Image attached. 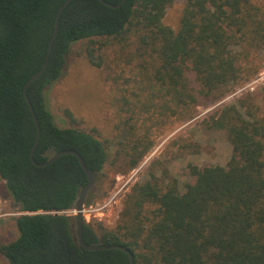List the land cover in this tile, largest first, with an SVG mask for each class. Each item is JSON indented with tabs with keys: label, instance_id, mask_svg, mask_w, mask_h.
<instances>
[{
	"label": "trees",
	"instance_id": "16d2710c",
	"mask_svg": "<svg viewBox=\"0 0 264 264\" xmlns=\"http://www.w3.org/2000/svg\"><path fill=\"white\" fill-rule=\"evenodd\" d=\"M64 1L0 0V193L21 213L14 218L16 237L0 241V257L7 264H127L120 250L86 251L77 245L71 212L87 182L77 159L64 155L39 168L29 158L36 128L23 88L43 63ZM175 1L126 0L111 9L99 0H72L65 7L47 67L27 89L40 127L35 162L75 151L96 173L98 199L116 174L137 166L129 152L109 156L112 146L99 130L80 128L73 119L66 128L55 123L47 91L62 78L76 45L93 65L96 53L107 50L125 58L133 73L151 78L184 110V119L196 110L197 99L215 101L231 85L259 73L264 0H182L171 28L163 17ZM138 56L142 61L133 60ZM257 102L245 93L208 117L231 148L225 166L188 164L182 189L176 179L133 185L117 226L84 222V243L123 246L133 264H264V108Z\"/></svg>",
	"mask_w": 264,
	"mask_h": 264
},
{
	"label": "rangeland",
	"instance_id": "374dc122",
	"mask_svg": "<svg viewBox=\"0 0 264 264\" xmlns=\"http://www.w3.org/2000/svg\"><path fill=\"white\" fill-rule=\"evenodd\" d=\"M182 7L183 1L176 0L166 9L163 23L174 28ZM72 54L62 78L47 91L55 123L66 128L75 120L80 128H95L112 146L109 156L118 151L121 156L129 152L138 158L133 170L113 177L102 199L95 198L99 185L95 181L83 208V221L93 226L115 228L123 200L137 183L166 185L176 179L181 188L188 180V164L225 166L231 148L225 132L213 128L208 117L224 106L235 105L245 93L254 94L260 109L264 108V64L252 80L231 85L215 101L197 99L196 110L184 119V110L175 108L151 78L133 73L132 64L126 66L125 58L107 50L96 53L99 57L93 65L85 59L81 45H76ZM138 57L132 58L142 61ZM107 183L104 181V190ZM71 214L75 215L74 211ZM20 215L19 208L0 193V241L16 237L14 218ZM0 264H7L2 257Z\"/></svg>",
	"mask_w": 264,
	"mask_h": 264
},
{
	"label": "water",
	"instance_id": "95a60500",
	"mask_svg": "<svg viewBox=\"0 0 264 264\" xmlns=\"http://www.w3.org/2000/svg\"><path fill=\"white\" fill-rule=\"evenodd\" d=\"M72 0H65L61 6L59 7L57 13H56V17H55V23H54V29H53V33L51 35V38L49 40L48 43V47H47V51L43 60V63L41 65V67L39 68V70L37 72H35L25 83L24 88H23V93H24V98L25 101L30 109L34 124H35V128H36V135H35V140L33 143V146L30 150V154H29V158L31 163L39 168L42 167H46L51 165L53 162H55L59 157L64 156V155H72L74 156L80 167L82 168V170L84 171L85 175H86V184L84 185V187L82 188L80 195L76 201L75 204V209H74V213H75V217H76V222H77V245L82 248L83 250L86 251H109V250H120L123 253H125L128 257V263L127 264H133L134 262V258H133V254L125 247L120 246V245H100V244H86L83 241V236H82V228H83V208H84V203L86 200V197L89 193V191L94 187L95 181H96V173L89 170L82 158L79 156L78 153H76L73 150H67V151H60L55 153L48 161L44 162V163H37L34 161L33 159V155L34 152L36 150V147L38 145L39 142V138H40V127H39V123L38 120L35 116V113L33 111V108L31 106V103L29 101V98L27 96V89L28 87L34 82L36 81L45 71L47 64H48V60L50 57V53H51V49L54 43V40L56 38L57 32H58V27H59V18L61 13L63 12V10L65 9V7L71 2ZM126 0H120L117 4H110L104 0H99V2L104 5L105 7L111 8V9H117L120 6H122L125 3Z\"/></svg>",
	"mask_w": 264,
	"mask_h": 264
}]
</instances>
